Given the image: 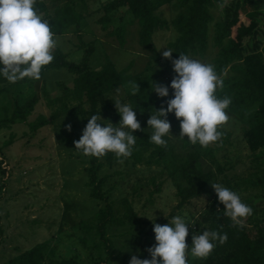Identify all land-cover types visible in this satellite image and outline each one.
<instances>
[{"label":"rangeland","instance_id":"rangeland-1","mask_svg":"<svg viewBox=\"0 0 264 264\" xmlns=\"http://www.w3.org/2000/svg\"><path fill=\"white\" fill-rule=\"evenodd\" d=\"M45 1L51 5L42 17L49 23L68 0ZM69 1L83 19L69 26L62 35L54 36L56 48L53 55L58 49L64 53L66 61L80 64L85 52L94 47V54L90 58L93 70H101L111 58L118 70L130 65V79L125 89L100 102L104 111L99 122L102 126L110 123L117 126L120 122L121 116L115 103L105 110L104 104L115 99L131 106L136 112L141 124V130L133 133L136 140L152 134L153 130L147 123L151 115L139 114L126 101V93L130 91L129 82L149 84L153 97L158 96L152 88L154 82L168 86L169 93L174 94L170 85L177 74L163 52L177 41L179 32L174 21L187 13V6L180 0L158 6L156 14L167 20L169 30L158 31L148 48L139 43L138 23L134 21L127 25V44L120 50L117 41L110 35L114 26L106 30L98 23L107 6L117 0ZM120 12L125 13L126 8ZM210 12L214 19L209 25L207 50L203 56L190 54L189 57L216 67L220 48L216 46L214 38L221 15L214 8ZM244 14L242 19L247 21L248 17ZM125 18V23H129L128 14ZM261 56L264 58V46ZM242 64L243 61H235L228 65L219 76L223 85L225 81L239 78L235 68ZM47 66L42 68L41 79L27 78L23 84L12 87L0 98V123L2 126L7 124L0 130V146L4 149L0 159V264H9L16 256L39 244H46L42 264H129L133 255L140 259H151L148 249L156 244L154 224H169L178 215L188 224L189 232L192 230L186 238V243L191 246L193 235L208 231V223L204 221L206 215L225 216V206L219 202L212 183L233 188L243 203L256 210L243 224L252 228L257 222H264V186L260 184L264 178V133L255 131L247 119L226 109L229 119L218 129L223 135L219 141L207 147L212 154L200 159L203 171H212L215 178L206 186L202 196L183 202L182 189L187 184L183 174L176 172L175 164L187 153L182 148L174 118H167L172 125V134L165 137L169 138L167 144L173 148L177 159L169 155L157 163L153 158V148L149 147H137L141 162L130 156L109 166L105 164L104 157L100 158L104 165L98 172V181L102 183V190L109 197L116 214L125 216L132 210L136 216L134 225L126 223L111 230L114 253L104 261L106 254L96 247L99 239L86 231L84 226L91 225L96 214L106 205L92 197L93 188L88 186L92 157L84 156L75 146L62 142L63 123L70 122L81 135L89 119H75L69 114L57 112L59 103L55 105L53 101L63 95L61 86L73 88L76 76L65 68L52 69ZM157 72H162V75L156 77ZM222 89L218 88L217 92ZM35 97L37 103L27 121L16 124L7 122L12 117L15 104L25 106ZM83 103L85 109L91 110L90 102L84 99ZM43 118L48 123L41 125ZM33 124H38L35 130ZM200 148V152H204L205 148ZM197 150L194 148V151ZM186 259L187 264L201 260L193 259L190 251L186 252Z\"/></svg>","mask_w":264,"mask_h":264},{"label":"trees","instance_id":"trees-1","mask_svg":"<svg viewBox=\"0 0 264 264\" xmlns=\"http://www.w3.org/2000/svg\"><path fill=\"white\" fill-rule=\"evenodd\" d=\"M173 1L117 0L107 6L104 16L98 23L106 30L109 26H114L110 35L117 41L120 50H123L127 44V25H131L136 21L139 26V43L141 46L148 48L152 45L153 37L158 31L169 30L167 20L156 14L158 6L170 4ZM180 1L187 6L188 11L174 21L179 37L177 41L169 45V50L173 51L172 60L179 59L180 53L188 56L190 54L204 55L208 47L209 25L214 19L210 9H217L221 15V21L216 25L214 40L216 46L220 48V55L216 60L215 71L220 76L226 71L229 64L235 61H243V64L235 68L239 78L231 79L229 82L225 81L222 91L216 92L215 95L219 98L229 97L231 99V104L228 107L229 111L242 119H247L249 126L255 131L264 133V58L261 56L262 47L264 46V0ZM50 5L45 0H36L34 8L41 15H45ZM122 8H126L125 13L120 12ZM244 13L248 17L247 21L242 19ZM127 14L128 19H130L129 23H125ZM82 19L83 17L76 12L68 0L55 17L49 20L48 24L54 36H59L69 26L79 23ZM94 50V47L89 48L80 64L66 61L61 50L57 49L55 51L54 59L47 68H65L76 76L73 88L61 86L63 95L52 103L55 105L59 103L57 110L59 114H69L75 119L77 117L90 119L92 115L100 117L102 111H104V108L99 105L100 102L125 89L126 83L130 79L131 66L128 65L118 70L111 58L101 70H93L90 66V58L94 54ZM172 60L168 59V62L173 64ZM0 67H3V65H0ZM160 75H162V72L156 73V77ZM26 80L27 78L9 84V81L0 74V98L4 93L9 92L12 87L23 84ZM139 86L140 91L136 95L131 94V90L126 93V101L134 106L141 115L155 114L156 109L161 107L166 109L167 101L174 98L172 93H169L167 97H153L150 95L151 86L149 84H139ZM84 99L90 102L91 110L85 109ZM115 101V99H111L110 102L105 103V110L111 108ZM75 102L78 103L74 104ZM36 103L37 98L35 97L25 106L15 104L12 117L7 122L16 124L27 121L34 111ZM167 118H174L176 130L180 134V121L175 114L169 113ZM47 123L44 118L40 122L41 125ZM68 125H71V131L67 129ZM4 126H7V124H4ZM4 126L1 122L0 130ZM37 127L38 124L32 125L34 130ZM61 129L64 144L75 146V141H78L82 136V134H78L75 126L70 122L63 123ZM150 135L146 134L136 140L132 150L135 153L131 154L132 157L141 162V155L137 147H149L153 148V158L157 163H160L169 155L177 159L172 147L168 144L166 147H162L151 143L149 140ZM163 138L168 142V137ZM181 143L187 155L183 159L176 160L175 169L176 172L183 174V179L187 184V187L182 189L184 202L187 199L202 196L206 186L215 178V174L212 171L204 172L200 164L201 158H207L212 154L211 149L205 148L204 152H200L201 146L199 144L193 146L187 138L181 140ZM194 148H198V150L194 151ZM3 151V146H0V159ZM104 158L105 164L109 166L113 165L115 161H120L112 153H108ZM91 164V168L88 169L90 179L88 186L93 188L92 197L105 202L106 205L99 210L91 225L84 226L86 231L93 233L95 238L99 239L96 247L100 252L106 254L104 261H107L114 253V243L110 238L111 230L114 227H123L126 223L134 225L136 216L132 210L125 216L116 214L109 197L102 190V183L98 181V172L104 163L100 161V158L92 157ZM260 184L264 186V178L260 181ZM232 189L230 188V190ZM255 213L256 210L253 209V214L250 217ZM204 221L208 223V231H217L221 236L226 234L227 240L223 244L214 241L213 243L216 246L212 253L207 258L194 264H264L263 221H256L258 224L252 228L245 224L242 227L234 225L227 216L211 217L206 215ZM190 233H192V230H190ZM45 249L46 244H39L19 254L9 264H42Z\"/></svg>","mask_w":264,"mask_h":264},{"label":"clouds","instance_id":"clouds-1","mask_svg":"<svg viewBox=\"0 0 264 264\" xmlns=\"http://www.w3.org/2000/svg\"><path fill=\"white\" fill-rule=\"evenodd\" d=\"M36 0H0V74L9 82L25 78L41 79L42 68L49 65L56 48L54 34L34 5ZM172 50L163 52L165 59L172 60ZM177 74L170 87L174 98L167 101V108L156 109L147 121L152 134L151 143L166 147L163 138L172 134V125L168 121L169 113H174L180 121L181 140L187 138L193 144L207 148L219 141L223 132L218 130L227 123L226 109L231 104L227 96L215 95L223 81L212 64H205L180 53L179 59L172 60ZM131 94L140 91L137 82H129ZM159 97L169 95V87L154 82L152 85ZM121 116L117 126L113 123L102 126L100 117L92 115L83 134L75 141V149L84 156L102 158L108 153L116 156L120 162L130 157L136 144L135 131L141 130L136 112L127 104L115 101ZM71 131V125L67 126ZM218 200L224 208V215L234 225L243 226L246 218L253 214V209L242 202L240 196L220 183H212ZM156 244L148 249L151 259L131 257L129 264H187L186 252L190 251L193 259L207 258L215 248L214 241L223 244L227 235L217 231H204L192 236L189 246V226L181 216L172 218L169 224H154Z\"/></svg>","mask_w":264,"mask_h":264}]
</instances>
